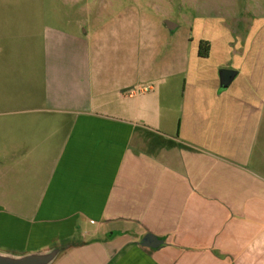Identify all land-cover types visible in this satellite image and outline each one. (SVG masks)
<instances>
[{
  "label": "crops",
  "instance_id": "0c3cea01",
  "mask_svg": "<svg viewBox=\"0 0 264 264\" xmlns=\"http://www.w3.org/2000/svg\"><path fill=\"white\" fill-rule=\"evenodd\" d=\"M221 2L229 12L178 62L102 46L134 30L123 13L81 36L43 28L37 168L22 186L35 192L0 205V250L73 244L53 264H264V0ZM222 69L236 71L228 87ZM147 234L162 244L144 246Z\"/></svg>",
  "mask_w": 264,
  "mask_h": 264
},
{
  "label": "rangeland",
  "instance_id": "374dc122",
  "mask_svg": "<svg viewBox=\"0 0 264 264\" xmlns=\"http://www.w3.org/2000/svg\"><path fill=\"white\" fill-rule=\"evenodd\" d=\"M221 1L0 0V205L11 209L14 198L35 192L22 186L37 168L44 27L81 36L90 24L96 32L107 16L123 13L124 23L134 30L122 31L117 42L102 46L123 45L126 53L135 46L142 58L151 54L158 62H178L191 50L201 25L216 12H229ZM244 1L236 0L235 7ZM166 21L176 28L165 30Z\"/></svg>",
  "mask_w": 264,
  "mask_h": 264
},
{
  "label": "water",
  "instance_id": "95a60500",
  "mask_svg": "<svg viewBox=\"0 0 264 264\" xmlns=\"http://www.w3.org/2000/svg\"><path fill=\"white\" fill-rule=\"evenodd\" d=\"M165 24L169 30H174L176 28L170 21H166ZM235 75L236 71L234 70H220L221 86L228 87ZM142 244L146 247H157L162 244V241L158 240V238L152 234H147ZM62 251H64L62 247L24 254H15L0 250V264H53Z\"/></svg>",
  "mask_w": 264,
  "mask_h": 264
},
{
  "label": "trees",
  "instance_id": "16d2710c",
  "mask_svg": "<svg viewBox=\"0 0 264 264\" xmlns=\"http://www.w3.org/2000/svg\"><path fill=\"white\" fill-rule=\"evenodd\" d=\"M210 51V43L207 41H201L200 48H199V56L202 58H207ZM73 244H68L66 246H62L63 250L67 249Z\"/></svg>",
  "mask_w": 264,
  "mask_h": 264
}]
</instances>
